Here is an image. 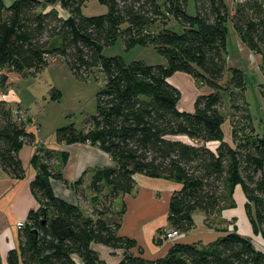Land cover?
Returning a JSON list of instances; mask_svg holds the SVG:
<instances>
[{
	"label": "trees",
	"instance_id": "16d2710c",
	"mask_svg": "<svg viewBox=\"0 0 264 264\" xmlns=\"http://www.w3.org/2000/svg\"><path fill=\"white\" fill-rule=\"evenodd\" d=\"M86 1L14 0L7 5L0 0V67L5 71L0 89L6 90L8 73H38L49 57L61 58L81 80L98 70L104 85L96 113L82 128L68 123L54 136L60 145L97 147L114 162L85 172L74 184L80 201L92 205L87 214L53 190L51 180H63L56 158L66 165L69 153L39 149L31 183L38 207L29 213L7 264H107L100 247L121 251L117 264H264L252 240L237 232L206 247L176 243L165 257L147 260L131 252L135 241L118 233L126 206L115 210L117 199L132 194L139 177L168 179L181 186L171 197L168 223L188 234L196 213L216 214L241 186L254 230L264 237V138L253 135L244 72L227 70L226 64L230 22L247 47L263 55L264 73V0H236L232 14L225 0H194L196 15L188 12L189 0H99L108 8L99 16L83 14ZM171 21L182 31L168 27ZM118 38L126 51L154 45L166 64L105 56ZM176 73L209 90L197 96L192 112L179 109L182 93L169 83ZM224 94L232 110V142L225 140ZM13 109L0 101V166L20 180L25 168L19 152L36 135L14 120ZM87 174L91 196L83 188Z\"/></svg>",
	"mask_w": 264,
	"mask_h": 264
},
{
	"label": "crops",
	"instance_id": "0c3cea01",
	"mask_svg": "<svg viewBox=\"0 0 264 264\" xmlns=\"http://www.w3.org/2000/svg\"><path fill=\"white\" fill-rule=\"evenodd\" d=\"M225 1L230 14H232L238 2L236 0ZM227 28V70L232 68L241 69L246 80L249 76L260 78L258 86L263 87L264 73L261 69L263 55L251 51L241 40L230 22ZM3 73L5 71L0 67V76ZM30 74L33 75L34 73L29 72L25 76L14 72L8 73L6 90H4V96H0V101H5L14 108L19 106L32 110L33 103H28L22 96L14 97L12 94L14 87L22 84ZM169 83L182 93L179 105L181 111L192 112L197 96L209 91L207 87H199L194 79L185 73H176L169 79ZM246 94L244 97L250 111V103L246 99ZM250 115L252 117L251 112ZM229 119L228 116L224 127L225 140L232 142L231 126L230 130L226 129ZM32 120L34 126L31 127L30 131L35 130L34 127L39 129L36 141L41 140L43 142V149L52 150L58 154L66 151L70 155L66 165L61 164L59 156L56 158L55 168L57 172L63 175V180H51L55 195L69 203L79 205L83 209L86 205L80 201L74 184L83 177L85 172L95 168L112 167L114 162L109 155L90 144L60 145L55 140V133L50 135L49 138H42L40 134L41 125L38 124V120L34 115ZM36 141L25 144L19 152L25 168V176L22 179L18 180L7 174L0 166V259L2 264H7L8 253L19 247L21 230L17 228V224L19 222L26 223L29 213L38 207L31 190V183L37 174V167L32 163L36 155ZM38 156H41V153ZM90 178V174L84 177L83 188L85 190L89 188ZM180 187L178 183L168 179L141 176L133 193L120 198L121 208L123 209V206H126V212L122 217L118 233L121 237L135 241L136 247L131 251L133 254L152 261L165 257L171 246L176 243L196 244L206 247L232 232H237L246 238L252 239V227L245 213L247 199L243 188L237 186L233 195L236 204L234 209H221L210 217L201 212L196 213L194 216L195 226L190 233L183 234L174 244L165 240L163 238L164 233L171 229L167 220L169 203L174 192L179 190ZM117 207L115 205L116 211ZM220 219L227 220L231 224L234 222V225L229 224L226 231H221L218 226H215L219 225V221H216ZM231 219L233 222L230 221ZM222 227L226 228L225 223L222 224ZM161 230L162 233L160 234ZM99 249L107 264H117L122 257L121 251L117 250L114 256L111 255L112 251L106 248L100 247Z\"/></svg>",
	"mask_w": 264,
	"mask_h": 264
},
{
	"label": "rangeland",
	"instance_id": "374dc122",
	"mask_svg": "<svg viewBox=\"0 0 264 264\" xmlns=\"http://www.w3.org/2000/svg\"><path fill=\"white\" fill-rule=\"evenodd\" d=\"M4 1L7 5H10L14 0ZM55 8L62 16L67 15L59 6ZM82 11L86 16H99L106 14L108 8L99 0H87L82 7ZM188 12L190 15H196L197 9L194 0H189ZM168 27L178 32L182 31L180 26L177 27L175 21L169 22ZM104 55L107 57L122 56L126 62L139 60L144 61L148 65L166 64L164 57L157 53L154 45L147 47L137 46L130 51H126L121 38H118L112 45L108 46L104 51ZM33 75H28V78L22 84L15 86L12 94L14 97L18 95L22 96L28 103H33L31 111L38 120V124L41 125L40 134L42 138H49L59 127L65 126L68 123H74L78 128H82L87 116L96 113V97L104 85V78L99 74L98 70L96 74H92L88 79L81 80L73 75L66 62L61 58H57L56 61L49 62V65L45 69ZM227 79L226 77L225 81ZM258 84H260V78L247 77L248 92L246 99L250 103V112L255 128L253 135H259L261 138H264V86L259 87ZM224 101L226 103V116H231L232 110L228 102L227 94H224ZM230 126V122H227L226 129L230 130ZM179 139L188 142L186 138L182 137ZM211 146L215 147L216 145L213 144ZM86 193L88 196H91L89 188L86 190ZM233 195L232 199L229 198L226 205L222 207L223 210L234 209L236 207ZM121 203L120 198L117 199L115 203L116 207L118 206L117 211L122 209ZM83 210L87 214H90L92 205L86 204ZM245 213L249 218L251 211L245 208ZM114 220L118 222V216ZM218 221L219 225L215 226H218L221 231H226L229 224H231L223 219L217 220L216 222ZM230 221L233 222L232 219ZM249 222L253 231L252 239H250L256 250L264 255V237L261 232L254 230L250 218ZM223 223H225L226 228L222 227ZM233 223L231 225H234ZM115 252L112 251L111 255L113 254L115 256Z\"/></svg>",
	"mask_w": 264,
	"mask_h": 264
},
{
	"label": "built area",
	"instance_id": "2783aa9c",
	"mask_svg": "<svg viewBox=\"0 0 264 264\" xmlns=\"http://www.w3.org/2000/svg\"><path fill=\"white\" fill-rule=\"evenodd\" d=\"M237 1L238 2H244L245 0H237ZM56 59L57 58H52V57L48 58L49 62H54V61H56ZM0 96H4V92L1 89H0ZM32 116H33V114H32V111L30 109L22 108V107H19V106H16L13 109L14 120L19 122V123H24L26 131L32 132L35 135H37V133L39 132L38 128L34 127L35 130L30 131L31 127L34 126V123H33V120H32ZM21 140L25 141L23 138ZM41 148H43V142L41 140L36 141V152H38V150L41 149ZM25 225H26V223L19 222L17 224V228L21 230V229H23L25 227ZM182 236H183V234L180 233L179 231L171 229V230L166 231L164 233L163 238L174 244Z\"/></svg>",
	"mask_w": 264,
	"mask_h": 264
}]
</instances>
